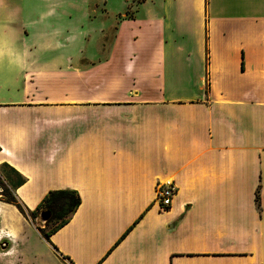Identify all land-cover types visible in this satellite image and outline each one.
<instances>
[{"label": "crops", "instance_id": "obj_1", "mask_svg": "<svg viewBox=\"0 0 264 264\" xmlns=\"http://www.w3.org/2000/svg\"><path fill=\"white\" fill-rule=\"evenodd\" d=\"M91 4L81 24L0 0V167L29 211L82 199L46 243L69 264H264V0H138L103 53Z\"/></svg>", "mask_w": 264, "mask_h": 264}, {"label": "rangeland", "instance_id": "obj_2", "mask_svg": "<svg viewBox=\"0 0 264 264\" xmlns=\"http://www.w3.org/2000/svg\"><path fill=\"white\" fill-rule=\"evenodd\" d=\"M63 0V7L76 4L73 19L85 23L88 19L86 6L91 4L90 19L93 22L96 37L101 40L99 50L103 53L106 45L113 39L119 15L132 14L138 0ZM1 179L8 181L17 180L16 174L9 168H0ZM2 187L0 186V192ZM1 200V199H0ZM5 214L0 212V264H69L60 259L48 246L43 238L45 228L39 218L30 215L25 218H10L6 221ZM44 229V231H43ZM9 246L5 248V243ZM3 246V247H2Z\"/></svg>", "mask_w": 264, "mask_h": 264}, {"label": "trees", "instance_id": "obj_3", "mask_svg": "<svg viewBox=\"0 0 264 264\" xmlns=\"http://www.w3.org/2000/svg\"><path fill=\"white\" fill-rule=\"evenodd\" d=\"M0 168L10 167L9 165L4 164ZM12 171L16 173L17 180H9L8 183H5L0 176V186L2 187V191L0 192V199L8 204L15 206L25 217L27 215H30L34 219L39 218V214L42 211L51 210L53 213L52 219L50 220V222H48V224L44 225V229L49 227L50 230L48 232H43V238L47 242H49L50 236L59 231L71 220L72 216L82 203L81 196L78 192L73 190H52L48 192V194H46V196L34 211H29L21 204L17 195L15 194V190L18 187L22 186L26 180L15 170L12 169ZM256 201L258 206H260L259 191H257L256 194ZM129 231L130 230H128V232ZM126 234L123 235L119 242L126 236Z\"/></svg>", "mask_w": 264, "mask_h": 264}, {"label": "built area", "instance_id": "obj_4", "mask_svg": "<svg viewBox=\"0 0 264 264\" xmlns=\"http://www.w3.org/2000/svg\"><path fill=\"white\" fill-rule=\"evenodd\" d=\"M177 194V186L172 179H166L157 184L156 203L160 210L167 211L171 208Z\"/></svg>", "mask_w": 264, "mask_h": 264}, {"label": "water", "instance_id": "obj_5", "mask_svg": "<svg viewBox=\"0 0 264 264\" xmlns=\"http://www.w3.org/2000/svg\"><path fill=\"white\" fill-rule=\"evenodd\" d=\"M52 216H53V213L51 210H45L39 214V220L43 225H46L48 224V222H50V220L52 219ZM8 246H9V243L6 242L4 247L7 248Z\"/></svg>", "mask_w": 264, "mask_h": 264}]
</instances>
